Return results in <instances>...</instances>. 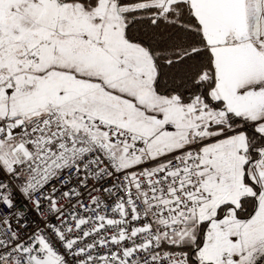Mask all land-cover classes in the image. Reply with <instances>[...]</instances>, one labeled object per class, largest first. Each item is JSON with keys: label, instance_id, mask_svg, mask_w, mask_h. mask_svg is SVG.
I'll list each match as a JSON object with an SVG mask.
<instances>
[{"label": "snow or ice", "instance_id": "6c2138e0", "mask_svg": "<svg viewBox=\"0 0 264 264\" xmlns=\"http://www.w3.org/2000/svg\"><path fill=\"white\" fill-rule=\"evenodd\" d=\"M0 264H264V0H0Z\"/></svg>", "mask_w": 264, "mask_h": 264}]
</instances>
